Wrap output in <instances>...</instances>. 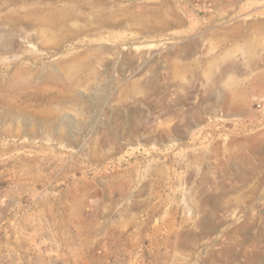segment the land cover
<instances>
[{
	"label": "rangeland",
	"instance_id": "374dc122",
	"mask_svg": "<svg viewBox=\"0 0 264 264\" xmlns=\"http://www.w3.org/2000/svg\"><path fill=\"white\" fill-rule=\"evenodd\" d=\"M0 264H264V0H0Z\"/></svg>",
	"mask_w": 264,
	"mask_h": 264
}]
</instances>
